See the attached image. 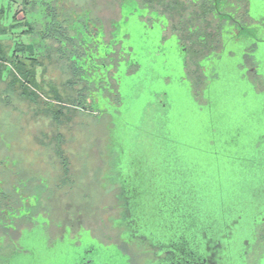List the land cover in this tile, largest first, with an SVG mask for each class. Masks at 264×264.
I'll use <instances>...</instances> for the list:
<instances>
[{"label":"flooded vegetation","instance_id":"af4514ba","mask_svg":"<svg viewBox=\"0 0 264 264\" xmlns=\"http://www.w3.org/2000/svg\"><path fill=\"white\" fill-rule=\"evenodd\" d=\"M36 1L51 5L49 8L57 15L61 26L62 41L57 44L49 39L45 43L39 34L23 35L21 29L12 35L0 36V40L8 43L9 55L15 57L13 62L5 64L0 74V84H6L0 92V264H29L31 259L36 264H51L50 257L56 251L63 254L66 262L73 264H263L264 227L257 240L245 243L236 256L234 245L238 235L234 234V229L223 233V244L206 233L201 238L181 237L170 230V221L164 225L165 233L152 230L147 222V217H151L146 214L145 193L129 183V178L122 177L111 193L99 197L75 194L81 186L97 189L108 184V175L97 176L88 182V175L77 172L72 166L74 161L61 145L60 135L56 136L55 143L40 141L34 148L32 158L40 159L50 167L48 173L42 172V179L18 168L24 164L19 160L29 152V147H25L19 133L20 114L16 106L18 101L36 106L42 103V96L46 94L42 76L49 65L57 66L67 74L64 87L72 93L66 100L68 110L59 94L55 95L59 106L43 102L45 113L51 117L49 108H62V118L66 117L65 110H71L73 115L78 112L103 117L113 115L120 109H111L109 105L116 108L122 105L124 77L134 75L141 67L131 60L132 48L124 47L128 35L120 36L112 26L120 16L119 0H110L109 8L116 14L106 19L100 18L91 6L87 8L80 3L72 7L60 0ZM135 1L155 14L153 24L148 17H142V20L147 23V29L159 33L161 46L168 40L176 43L178 57L173 69L181 71V80L191 84L198 97L204 91L211 92L210 83L221 75L219 72L209 75V67L229 68L237 56L247 64L252 54L260 47L264 48V0ZM13 2L12 18L19 13L21 22L43 23L45 13H41L47 6L40 5L41 8L36 10L29 8L27 12L30 13L24 14L22 0ZM67 33L73 35L77 43L68 62ZM18 43L27 46L25 53L17 51L20 49ZM50 50L61 60L55 62ZM162 55V50L155 52V57L161 59ZM33 58H38L40 63L36 69ZM19 59L30 72L35 70L41 89L31 86V90H36L39 95L37 104L21 95ZM11 72L16 77L8 76ZM249 75L254 80L258 77L254 68ZM71 98L76 101L74 105L69 102ZM155 98L156 103L149 107L159 106L166 110L167 94H156ZM60 122L56 124L60 125ZM95 128L91 125L88 131ZM14 147L19 156L13 151ZM27 164L31 169V162ZM163 179L159 178V181ZM165 192L172 194V190ZM120 195L123 203L119 205L116 197ZM135 212H138L136 216ZM157 213L160 222L170 218L163 207H159Z\"/></svg>","mask_w":264,"mask_h":264},{"label":"rangeland","instance_id":"374dc122","mask_svg":"<svg viewBox=\"0 0 264 264\" xmlns=\"http://www.w3.org/2000/svg\"><path fill=\"white\" fill-rule=\"evenodd\" d=\"M60 1L72 7L77 3L91 6L102 19L116 14L109 8L110 0ZM119 6L120 16L112 26L120 36L128 35L124 47L132 48L131 60L141 66L140 71L123 79L122 105H109L123 111L124 129L119 134L113 115H73L71 110L67 111L70 107L66 100L72 94L64 87L67 74L49 65L42 76L46 92L41 95L42 103L36 106L18 101L16 106L20 114L19 133L25 147H29V152L19 160L24 164L18 168L42 179V172L48 173L50 167L32 158L34 148L40 141L55 143L60 135L61 145L74 161L72 166L88 175V182L108 175V184L97 189L81 186L75 194L99 197L111 193L118 186L120 169L123 177L146 184L143 196L148 203L146 214L151 218L147 217V222L152 230L165 233L164 225L170 221V230L181 237L201 238L206 233L223 244L222 228L226 224L238 235L234 245L237 256L245 243L257 240L264 227V48L252 54L247 64L237 56L229 68L209 67V75H221L210 83L211 92L204 91L203 97H198L194 87L181 80V71L173 69L178 57L176 43L168 40L161 46L159 33L147 29L142 20L148 17L153 24L155 14L141 8L135 0H119ZM158 50H162L161 59L155 57ZM252 68L258 75L256 80L249 77ZM5 87L1 83L0 92ZM164 93L166 110L149 107L156 103V94ZM56 94L64 98L67 108L60 125L45 113L43 105L48 101L59 106ZM91 125L96 128L88 131ZM121 148L123 154L119 157ZM13 151L20 155L15 147ZM159 177L164 178L162 190H172V194L159 193V186L154 188L153 180ZM116 203L123 202L116 199ZM159 207L170 218L160 222ZM50 258L51 264H73L66 262L58 251ZM28 263L36 264L33 259Z\"/></svg>","mask_w":264,"mask_h":264},{"label":"trees","instance_id":"16d2710c","mask_svg":"<svg viewBox=\"0 0 264 264\" xmlns=\"http://www.w3.org/2000/svg\"><path fill=\"white\" fill-rule=\"evenodd\" d=\"M152 1V0H151ZM1 2V6H0V36H8V35H12L14 33V31L16 30H22L21 34L23 35H34V34H39L40 40L42 42H45L49 39H53L56 41V43L58 44L59 42H61V26L58 20L57 15L50 10L49 6H51L49 3L46 2H42L41 4H38L36 0L31 1V0H22V12L24 14H27L28 9L32 8L34 10L41 8V6H47V9L49 8V10H43L41 14H44V17L42 18L41 22H37V25H32L29 24L28 22H21L18 18L19 13L15 14L14 17L12 18V13H13V0H0ZM41 5V6H40ZM30 13V12H29ZM28 13V14H29ZM40 13V12H39ZM3 22L7 23L6 25L3 24ZM43 28V29H41ZM67 46L69 47V54L66 58V61H71L74 51L77 47V43L74 41V37L71 34L67 33ZM5 44V45H4ZM8 43L2 40H0V74L2 73V68L5 66V64L9 63V62H13L15 59L14 55H9V48L7 47ZM17 46L20 47L19 50H17L18 52H24L27 50V46L25 44H21L18 43ZM50 56L54 57L53 60L55 62H58V60L61 58L60 57H55L52 52V50H50ZM25 60V59H24ZM26 60H28V58H26ZM29 60H31L29 58ZM32 61L34 62V69H36L37 66L40 65L38 58H33ZM19 64L17 66V70H18V74L21 77L20 79H18L19 82V87L21 89V95L23 96V98L28 99L30 102L37 104L38 103V99H39V95L36 92V90H31V86L37 90L41 89L40 83L37 82L36 80V73L35 70L33 72H30L27 68H26V64L21 61V59L18 60ZM10 74V75H9ZM8 76H15L12 72L9 73ZM16 77V76H15ZM95 85H98L95 83ZM71 105H74V103L76 102L75 99L71 98L69 100ZM49 112L52 114V119L55 123L60 122L61 118L63 116H61L62 114V108H58V109H53L49 108L48 109ZM113 117H115L117 119V123L116 125L118 126V128L122 129V122H124V113L123 111L117 110L115 113H113ZM149 143V142H148ZM66 172H69L68 169H66Z\"/></svg>","mask_w":264,"mask_h":264},{"label":"water","instance_id":"95a60500","mask_svg":"<svg viewBox=\"0 0 264 264\" xmlns=\"http://www.w3.org/2000/svg\"><path fill=\"white\" fill-rule=\"evenodd\" d=\"M217 98H219L218 97V95L216 96V99ZM205 104H207V105H212L209 101H205ZM122 129H120L119 128V134H120V131H122L123 129H124V127H125V121L124 122H122ZM121 139V138H120ZM122 142V141H121ZM122 145V144H121ZM122 149V148H121ZM123 154V149L121 150V152L119 153V157L121 156ZM120 176V178H118V182L119 181H121L122 180V177H123V175H122V173H121V171H120V169H118V177ZM159 178H162V177H159ZM130 179V182L129 183H131V184H133V185H135V188L137 189V190H139V189H143V187L146 185L145 183H143V182H140V184H139V181H133V180H131V178H129ZM154 181V188H155V186H159V193H162L161 191H163L165 194H166V190H162V188H161V186H164V185H162L163 183H162V181H159V179H154L153 180ZM130 184V185H131ZM149 191V190H148ZM131 193H133V191H131ZM159 195V194H158ZM140 197V196H139ZM144 197V196H143ZM116 199H119V201H122L123 202V198L121 197V195L118 197H116ZM146 199V198H145ZM145 201V203L147 204L146 205V208H147V206H148V203H147V200H144ZM153 203V202H152ZM120 205V204H119ZM145 205V204H144ZM136 211H138V209H136ZM149 210L148 209H146V212H148ZM138 213V212H137ZM137 213L135 212L134 214H135V216L137 215ZM230 227V228H229ZM233 227L232 226H227L226 224H225V226H224V228H222L223 229V231L224 232H226L228 229H232ZM223 232V233H224ZM224 235V234H223ZM264 264V263H263Z\"/></svg>","mask_w":264,"mask_h":264}]
</instances>
